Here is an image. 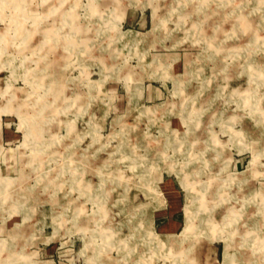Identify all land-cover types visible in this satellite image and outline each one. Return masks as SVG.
<instances>
[{
	"label": "rangeland",
	"instance_id": "rangeland-1",
	"mask_svg": "<svg viewBox=\"0 0 264 264\" xmlns=\"http://www.w3.org/2000/svg\"><path fill=\"white\" fill-rule=\"evenodd\" d=\"M38 241L264 264V0H0V264Z\"/></svg>",
	"mask_w": 264,
	"mask_h": 264
},
{
	"label": "crops",
	"instance_id": "crops-1",
	"mask_svg": "<svg viewBox=\"0 0 264 264\" xmlns=\"http://www.w3.org/2000/svg\"><path fill=\"white\" fill-rule=\"evenodd\" d=\"M162 94H163L162 88L160 89L157 86L154 87L152 83L151 84L148 83L146 85V90L144 91V98L147 100H153L159 98L160 96H162ZM43 244H45V241H38V243L35 246L36 248L32 249L35 250V255H33V258L39 259V263L41 264L43 263V260H46V259H41V255L46 254L47 251L50 249V247L47 248L44 247ZM39 263H35V264H39Z\"/></svg>",
	"mask_w": 264,
	"mask_h": 264
},
{
	"label": "bare ground",
	"instance_id": "bare-ground-1",
	"mask_svg": "<svg viewBox=\"0 0 264 264\" xmlns=\"http://www.w3.org/2000/svg\"><path fill=\"white\" fill-rule=\"evenodd\" d=\"M23 193V192H22ZM4 258V257H3Z\"/></svg>",
	"mask_w": 264,
	"mask_h": 264
}]
</instances>
